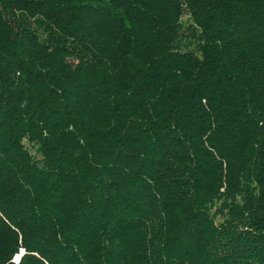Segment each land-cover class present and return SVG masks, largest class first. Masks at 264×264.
Here are the masks:
<instances>
[{
	"label": "trees",
	"instance_id": "trees-1",
	"mask_svg": "<svg viewBox=\"0 0 264 264\" xmlns=\"http://www.w3.org/2000/svg\"><path fill=\"white\" fill-rule=\"evenodd\" d=\"M264 264V0H0V264Z\"/></svg>",
	"mask_w": 264,
	"mask_h": 264
},
{
	"label": "water",
	"instance_id": "water-1",
	"mask_svg": "<svg viewBox=\"0 0 264 264\" xmlns=\"http://www.w3.org/2000/svg\"><path fill=\"white\" fill-rule=\"evenodd\" d=\"M23 254H24V250H22V252H21L20 255H17V256H16V259L19 261L20 257H21ZM14 262H16V261H14Z\"/></svg>",
	"mask_w": 264,
	"mask_h": 264
},
{
	"label": "rangeland",
	"instance_id": "rangeland-1",
	"mask_svg": "<svg viewBox=\"0 0 264 264\" xmlns=\"http://www.w3.org/2000/svg\"><path fill=\"white\" fill-rule=\"evenodd\" d=\"M21 258V257H20ZM14 261H16V262H14ZM19 261H20V259H19ZM19 261L16 259V258H14V260H13V262L15 263V264H19Z\"/></svg>",
	"mask_w": 264,
	"mask_h": 264
},
{
	"label": "clouds",
	"instance_id": "clouds-1",
	"mask_svg": "<svg viewBox=\"0 0 264 264\" xmlns=\"http://www.w3.org/2000/svg\"><path fill=\"white\" fill-rule=\"evenodd\" d=\"M22 252V251H21ZM20 255V254H19ZM16 258V257H15Z\"/></svg>",
	"mask_w": 264,
	"mask_h": 264
}]
</instances>
